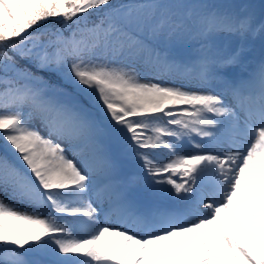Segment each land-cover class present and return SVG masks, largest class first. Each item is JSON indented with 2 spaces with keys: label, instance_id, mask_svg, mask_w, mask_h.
<instances>
[{
  "label": "snow or ice",
  "instance_id": "snow-or-ice-1",
  "mask_svg": "<svg viewBox=\"0 0 264 264\" xmlns=\"http://www.w3.org/2000/svg\"><path fill=\"white\" fill-rule=\"evenodd\" d=\"M0 264H264V14L0 0Z\"/></svg>",
  "mask_w": 264,
  "mask_h": 264
},
{
  "label": "rangeland",
  "instance_id": "rangeland-1",
  "mask_svg": "<svg viewBox=\"0 0 264 264\" xmlns=\"http://www.w3.org/2000/svg\"><path fill=\"white\" fill-rule=\"evenodd\" d=\"M147 78H148V79H152L153 77L148 76ZM163 82H168V81H163ZM4 199H5L6 202H9V203H13V204H14V203H17L16 201H8V198H7L6 196L4 197Z\"/></svg>",
  "mask_w": 264,
  "mask_h": 264
}]
</instances>
